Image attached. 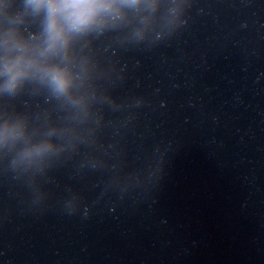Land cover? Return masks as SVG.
Segmentation results:
<instances>
[{"label":"water","instance_id":"water-1","mask_svg":"<svg viewBox=\"0 0 264 264\" xmlns=\"http://www.w3.org/2000/svg\"><path fill=\"white\" fill-rule=\"evenodd\" d=\"M160 2L74 39L83 109L0 91V120L63 130L29 164L0 146V264H264V0Z\"/></svg>","mask_w":264,"mask_h":264},{"label":"clouds","instance_id":"clouds-1","mask_svg":"<svg viewBox=\"0 0 264 264\" xmlns=\"http://www.w3.org/2000/svg\"><path fill=\"white\" fill-rule=\"evenodd\" d=\"M160 0H24L23 10L12 12L10 0H0V91L18 89L26 80L40 79L59 97L83 109L85 100L76 97L79 71L71 57L74 39L113 20L138 17L137 35L151 25ZM180 5L172 6V11ZM25 12L43 14L38 41L23 37L14 26ZM63 130L52 129L31 138L22 118L0 120V146L21 143L17 160L29 164L58 151L52 139Z\"/></svg>","mask_w":264,"mask_h":264}]
</instances>
